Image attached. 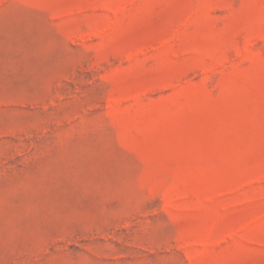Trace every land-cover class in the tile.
Returning a JSON list of instances; mask_svg holds the SVG:
<instances>
[{"label":"rangeland","instance_id":"obj_1","mask_svg":"<svg viewBox=\"0 0 264 264\" xmlns=\"http://www.w3.org/2000/svg\"><path fill=\"white\" fill-rule=\"evenodd\" d=\"M0 264H264V0H0Z\"/></svg>","mask_w":264,"mask_h":264}]
</instances>
